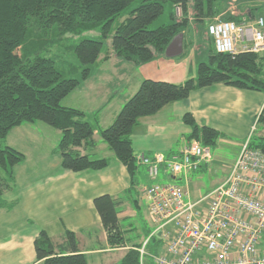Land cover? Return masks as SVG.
<instances>
[{"label": "crops", "instance_id": "crops-1", "mask_svg": "<svg viewBox=\"0 0 264 264\" xmlns=\"http://www.w3.org/2000/svg\"><path fill=\"white\" fill-rule=\"evenodd\" d=\"M188 6L190 8L191 4ZM231 7L230 1L225 0L217 4L215 14L210 17H228L234 14ZM188 16L190 29L192 17L189 13ZM189 31L180 33L179 39L169 43L167 51L141 65L125 61L113 52L106 57L100 53L90 66V75L62 99V105L82 110L93 126L94 144H83L75 149L90 158H107L105 167L80 171L64 169L60 154L55 150L61 131L41 121L22 123L7 133L4 143L22 152L24 159L14 166V180L2 194L3 200L12 205L0 207V264H42L36 259L34 248L35 237L42 229L56 246L63 245L65 230L72 231L88 264H117L129 248L154 236L161 240L148 244L147 263L154 264L152 255L162 252L164 245L159 233L152 234L155 223L143 195V188L152 180L145 166L138 165L131 183L125 165L101 139L99 130L113 121L143 78L181 83L196 75L197 64L207 60L208 47L213 49V44L211 38ZM194 53H198L195 64L189 62ZM193 70L194 76L191 75ZM261 74L264 78L263 65ZM187 112L198 126H211L221 133L216 143L221 140L242 142L239 151L251 130L255 131L260 124L257 119L264 112V91L221 82L196 87L187 98L170 102L156 113L138 119L130 135L133 153L168 155L192 141L187 138L191 128L183 121ZM258 131L264 133V126L260 125ZM212 162L213 157L186 176L162 174L163 182L178 184L188 191L190 198L198 199L224 180L231 165H227L221 175H216L210 167ZM204 172L214 175H209L208 191ZM102 194H109L118 201L119 223L125 232V243L121 246L108 243L94 207L93 199Z\"/></svg>", "mask_w": 264, "mask_h": 264}, {"label": "trees", "instance_id": "trees-1", "mask_svg": "<svg viewBox=\"0 0 264 264\" xmlns=\"http://www.w3.org/2000/svg\"><path fill=\"white\" fill-rule=\"evenodd\" d=\"M133 0H0V139L14 127L41 121L61 131L55 150L60 154L64 169L80 171L100 169L108 159L90 158L75 147L92 146L93 126L85 119L82 110L61 104L62 99L90 75V66L97 60L104 41L111 37L114 55L141 65L163 53L172 39L189 28L188 5L191 4L197 21L216 12L214 5L220 0H142L129 15L114 25L121 11ZM179 7L181 16L170 15L171 22L155 28L148 25L163 11L164 3ZM228 16L236 21L253 19V13ZM202 18V19H201ZM99 29V38L81 37L70 44L82 65L79 77H65L56 60L47 56L52 46L68 33L77 35L87 30ZM205 31V26H204ZM186 45V44H185ZM207 60L197 64L195 77L181 83L143 78L136 91L123 103L113 121L100 128L101 139L115 157L134 176L138 164L131 143V131L138 119L156 113L164 105L187 98L196 88L221 82L242 89L264 91L262 59L249 51L235 54L216 52L208 47ZM59 61L75 71V65L63 57ZM191 128L188 140H197L211 146L221 133L207 125L198 126L191 113L183 115ZM257 122L264 126V112ZM248 144L264 151V135ZM24 159L17 149L0 143V207L10 208L2 194L14 180V166ZM110 245L125 243V232L120 227L118 201L109 194L93 199ZM161 242L151 236L148 244ZM135 245L129 248L117 264H141ZM36 259L42 264H88L77 246L75 234L65 230L64 243L56 246L45 230H40L34 240Z\"/></svg>", "mask_w": 264, "mask_h": 264}, {"label": "built area", "instance_id": "built-area-1", "mask_svg": "<svg viewBox=\"0 0 264 264\" xmlns=\"http://www.w3.org/2000/svg\"><path fill=\"white\" fill-rule=\"evenodd\" d=\"M205 33L216 52L249 51L264 59V18L249 20L213 18ZM246 141L230 165L226 177L205 195L192 199L188 191L167 177L188 175L212 158L210 146L192 140L165 155L138 153L151 183L143 188L152 234L163 240L162 252L153 254L154 264H264V151ZM148 238L138 248L146 254Z\"/></svg>", "mask_w": 264, "mask_h": 264}, {"label": "rangeland", "instance_id": "rangeland-1", "mask_svg": "<svg viewBox=\"0 0 264 264\" xmlns=\"http://www.w3.org/2000/svg\"><path fill=\"white\" fill-rule=\"evenodd\" d=\"M141 1L142 0L131 1L121 11L120 16L117 17V19H115L114 25L117 24L118 22L122 21L125 17H127L129 15L130 11L133 8H135L137 5H139L141 3ZM224 1L225 0H220L218 2H219V4H222ZM229 1H230V4L232 5L231 9L234 11V14H232V15L242 16L245 13L252 12L253 18H257L259 16L264 18V0H229ZM217 4L218 3H216L214 5V8L217 7ZM188 13L192 17V25H191V28L185 30L184 33H188L187 31L190 30L189 31L190 33H192V32L197 33L198 32L201 35L203 34L205 36V38H210L209 36L206 35V33L204 31V26H205L206 22L212 20L215 17H210V16L204 17L202 20L203 23L199 24V22H197V21H200V20H197L195 18L192 9L189 7H188ZM171 14H174L177 18H179L181 16V10L179 7L175 8V6L172 3L165 2L162 13L153 22H151L148 25V27L149 28H155L161 24L170 23L171 22V19H170ZM217 18L226 19L227 16H225V17L219 16ZM81 37L98 39L99 38V29L96 28L93 30H87V31H84V32L79 33L77 35H73V34L68 33L67 35H65V37H63V39H61L57 43H55V45L50 48L51 50L49 52H47V54H46L47 56H51V57H53L54 60H56L57 66L60 69L62 68L64 70V76L65 77H76L77 78L80 76V70L82 68V65L77 60V58L73 52L72 47L69 48L68 46L70 44L74 43L75 41H78V39ZM186 46L189 47L188 45H186ZM196 47H198V45H196ZM111 50H112L111 49V37L109 36L104 41V45H103V48H102L100 53H103V55H105V57H106V56H109L111 54V52H112ZM194 54L191 57V59H189V62L195 64V62L197 61L195 56L198 53H194ZM59 57H63L66 60L72 62L75 65V71H73V72L69 71V68L59 61ZM262 65L264 66V60L262 61ZM191 75H193V76L195 75V70L192 71ZM259 128H260V124L257 125V128L255 131L251 130V133L249 134L248 138H246L247 141L250 140L251 142H255L258 139L257 137L264 134L263 132L258 131ZM4 142L5 141H3V139H0L1 144H4ZM241 143L242 142L239 143L238 141H234V140H221V141L217 142L216 144L210 146L211 155H212L213 160H214V162H212L210 164V167L212 169H214V171L216 172V175H221L224 172V170L226 169L227 165H229L230 163L231 164L233 163L232 161L235 160L234 158H235L237 152H239L238 147ZM239 150H240V148H239ZM210 161H211V159H210ZM162 174H163V172H162V170H160L159 181L163 182L164 178H162L163 177ZM203 174H205V178H207V183H206L207 187H205V188L208 191L209 187L211 185L209 182V178H210V176L212 177L214 175H212V174L210 175L207 172H204ZM142 243L143 242H141L140 246L137 247V250H138V248L142 247ZM145 249H146V254L143 256L142 262H141L140 256H139V260H140L141 264H149V263H147V260H149V256L147 255L149 246H147V247L145 246Z\"/></svg>", "mask_w": 264, "mask_h": 264}, {"label": "water", "instance_id": "water-1", "mask_svg": "<svg viewBox=\"0 0 264 264\" xmlns=\"http://www.w3.org/2000/svg\"><path fill=\"white\" fill-rule=\"evenodd\" d=\"M180 38V34H178V35H176L173 39H172V41L170 42V44L171 43H174L177 39H179ZM167 48H169V45H168V47ZM166 51H167V49H166Z\"/></svg>", "mask_w": 264, "mask_h": 264}]
</instances>
